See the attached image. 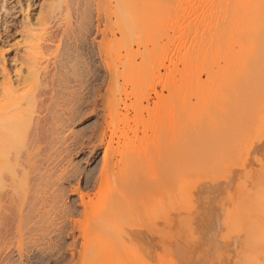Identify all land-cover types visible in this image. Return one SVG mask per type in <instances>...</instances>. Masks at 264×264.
<instances>
[{"label": "bare ground", "instance_id": "bare-ground-1", "mask_svg": "<svg viewBox=\"0 0 264 264\" xmlns=\"http://www.w3.org/2000/svg\"><path fill=\"white\" fill-rule=\"evenodd\" d=\"M95 1L96 80L89 79L93 70L87 72L80 60L85 36L73 15L74 1L18 2L24 19L10 31L21 38L17 49L12 47L20 52L14 59L19 64L14 71L5 59L0 64V264H27L37 251L61 244L66 250L61 264H219V242L226 238L219 215L238 220L235 211H247L260 218L253 224H264V54L256 51L264 35V0H234L238 6L230 17L229 41L246 35L242 43L235 39L236 48L243 44L245 51L229 50L245 53L229 62L238 76L234 91L251 87L242 103L257 138L245 137L238 149L213 151L212 163L201 161L198 172L184 160L178 145L183 141L177 139L174 158L169 150V72L165 63L159 69L151 64V48L161 45L145 33L150 22L137 25L146 37H137L136 50L127 44L124 59L114 54V64H108L107 37L117 43L119 36L141 32L130 28L132 23L123 28L128 25L119 21L121 0H111L114 22L105 20L104 0ZM240 31L245 34L238 40ZM95 164L96 174L86 178L85 166ZM85 178L91 181L87 191L79 182Z\"/></svg>", "mask_w": 264, "mask_h": 264}, {"label": "rangeland", "instance_id": "rangeland-1", "mask_svg": "<svg viewBox=\"0 0 264 264\" xmlns=\"http://www.w3.org/2000/svg\"><path fill=\"white\" fill-rule=\"evenodd\" d=\"M19 1L21 0H0V54H3L0 56V64H3V60L5 59L7 61L6 65H9V69L12 71L16 70L14 68H16V66H18L19 64V62L16 63V60L14 59H17L16 56L20 54V52H16L17 48L14 44L16 41L21 40V38L18 35L12 34V31L10 30H14V28L17 27L19 23L24 19L23 14L20 11L21 7L18 3ZM73 1L74 5H76L73 15L75 19H77V21L83 23L81 33L84 34L82 35V37L85 36L87 38L85 39V37H83L80 40V43L83 41L85 42L81 44L82 52L80 51V60H82L81 62L84 67L87 66L85 67V69L88 68L87 72L93 70L91 72H88V77H90L89 79L96 80L99 78V74L95 71L94 68H97L98 65L95 62V50H93V37L91 36H94L93 26L99 15L98 6L95 0ZM107 1L108 0H104V3H102V11H104L105 13L106 21L114 22L116 19L115 15L111 14L114 11L111 4L113 3V1ZM120 2L121 8L119 21L122 22L121 24L123 26L124 24L128 25L124 26L123 28L125 29V27H130L132 23L133 27L131 26L130 28L134 29L135 27H137L136 30L140 28L141 32L142 27L138 28L137 25L140 23L142 25L144 23L150 22L148 23V25H150L149 27L148 25L144 24L150 30L149 32L145 33H148L147 36H150V38L152 39V43L153 41L156 43L160 42L159 44L161 45L160 49L162 50V52L160 51L158 45L155 43L157 46H150L152 47V53L149 52V56L152 60H150L152 62L150 63L154 65L153 67L155 69L161 68L162 64L165 63L164 65H167L166 67L169 72V78L167 80L170 86H168L169 93L167 92L166 95L169 97L168 110L170 113L168 114L169 120L167 122V127L169 125L170 126L167 128V143L169 142L168 144L170 146H167H169V150H171V153L175 154L174 156L171 154L172 158L176 156L174 150H176V147L179 148V146H177L178 142L183 141L182 143L179 142L180 144L178 145H181L183 148L182 152H184V160L187 163H191L194 166L193 170L198 172V169L200 168L199 163L207 161L209 163L212 161H209L210 159L208 160V158L211 157L210 155L213 154V151L223 150L224 152H226L230 147V149H238L239 147H241L240 144H242L240 141H243L245 137L247 139L257 138V135L253 134L252 123L248 122L251 117L248 114V111L244 108L246 107L245 104L243 107V98L248 93L250 85H248V87L242 85L243 83H241L242 81L239 79V82L242 86L239 87V89L235 92V86L233 82L238 76L231 74V72L234 71V68L233 66H229V62L233 61H231L230 59H234L233 57L235 56L236 58H238L239 56H242L241 58H243L245 54L241 53L242 55H238V53H240V51L244 49L242 48L243 44H240V46L238 47L239 49L241 48V50H238L236 48L237 45L235 44V39L237 44H239L240 41L241 43L245 41L246 35L244 38V36L241 35L242 31H240V34L237 32L235 33L239 35L238 40L244 38L243 40H239L238 43L236 38L237 36L235 34L236 37H234V40H232L234 41V44L230 42V30L232 27L230 17L232 16L231 12L235 13V11H233V9L235 8L234 5L236 3L234 2V0H121ZM241 7L239 6L238 8ZM111 9H113L112 12ZM237 13H239V16L241 15V17H238L239 20H241L240 22H244V24L247 25L245 23V20L242 18L243 12H240L238 10ZM232 18L234 20V16ZM234 23L235 22L233 21V24ZM244 24L242 23L243 26H240L239 24L241 30H245V28L247 27L245 26L244 28ZM260 25H262V23H260ZM258 26L256 27L258 28ZM110 27H112V25ZM238 29L239 28H236V31ZM107 30L109 33H111V30L106 29V32ZM138 32L139 31L133 32V36L128 39H122V37L119 36V42L117 43H115L111 37H107L105 40L106 45L104 44V52L107 51V53L105 52L106 56L108 54L113 56L111 57L109 55V57H107L105 61L107 62L108 60V62H110H107L108 64H114V54H118L117 56L120 55L119 58H123V56L127 54V44L129 45L132 43L129 47H132L133 45V48H135L136 50V47L138 46L137 42L139 41V39H141V37L143 36L146 37L145 33L141 32V35V33L139 34ZM244 32H242L243 35L245 34ZM92 33L93 35H91ZM134 33H137L138 35L134 36ZM139 35L140 38H138L137 41V37H139ZM107 36L110 35L107 34ZM260 38L263 39L264 35H260ZM88 39L91 42H88ZM262 39H259V44L256 49L259 54H264V43H262ZM133 41L135 43H133ZM11 43L14 46H12ZM164 43L166 44L163 47L164 49L166 46L165 50L162 49V44ZM12 47H15L16 49ZM234 48L239 52L235 50V53L230 54L234 51ZM121 55L123 56L121 57ZM229 55H232L231 58ZM139 57L140 56H137V61H139V63L137 62L138 64H140V62L142 63V59ZM159 65H161V67ZM1 67L2 66L0 65V69H2ZM229 67H231L233 71ZM229 75H232L233 80L230 79L231 76ZM233 75L235 76V78ZM1 77L2 75L0 72V80H2ZM255 85L259 86L260 82H256ZM90 87L91 89L89 90L91 96V92L94 91L95 86L91 84ZM157 91L160 92L161 88L158 87ZM261 92L256 95L257 103L262 101L263 99V94ZM153 97L154 99H156L157 96L153 95ZM240 106L243 107L244 111H241L242 108H240ZM178 107L180 108L178 109ZM238 110H240L241 113H238ZM254 110L257 111V108L255 107ZM246 111L249 115L248 117L247 114H245ZM234 118H236V120ZM87 123H90V121ZM177 139L179 141H177ZM260 151L261 153H263L264 144L263 148ZM78 166L79 168H84V164L82 166V162H80ZM91 167L92 169H90ZM85 168H87V170L84 169V173L86 172L85 174H87V176H90L94 169L95 171L97 170V165L95 164L88 167L85 166ZM89 169L90 173H88ZM95 171L94 173H92L93 176L97 172ZM93 176L86 178L90 179ZM86 178L84 180H79V182L80 184H82L81 189L83 188V190L87 191L91 187V181L88 180L89 182H87ZM262 179H264V177ZM84 183H87L88 185H85ZM230 213L234 214V211L229 212V214ZM235 214L237 218L238 216L240 217L238 218V220L235 218V215H233L234 217H230L226 214L228 218H226V215H223V217L226 216L223 218V220L221 215H217L218 218L221 219V227H219L222 233H220L223 234V236H226V240L224 239L223 241H227L225 243L222 240L221 243L219 242V246L220 244L222 246L220 248H223V250L218 249L219 257H221V259L223 260L220 259L221 261L219 260L218 263L222 264L225 261V263L223 264H264V224L261 226H256L255 224H253L256 219H260L256 214V219L253 218L254 213L252 215V213L247 211H235ZM227 219L228 222H230V220H233L234 222V219H236L237 223L240 220L242 226L240 224V227L236 222H234L236 223L234 224L232 221L231 222L233 223V225H230L232 223H223L226 222ZM223 224L226 225V228H229L227 227V225H229L230 228H234L226 229L224 228ZM224 229L226 230L223 231ZM218 231L219 229L216 232L217 234ZM221 234L219 235L222 236ZM231 236L233 237L232 239ZM59 246L60 245H57V248H55L54 245L53 248H51L53 251L55 250V253L51 249L48 250L50 251V253L48 251L47 253L37 251L38 256L33 254L34 256L31 257L32 259L35 257V260L33 261L30 258L28 259L30 262L28 260V262L26 261L27 264L63 263L66 259L64 258L66 255V250H64L65 247L62 244L60 247ZM19 263L24 264V261L22 260Z\"/></svg>", "mask_w": 264, "mask_h": 264}]
</instances>
